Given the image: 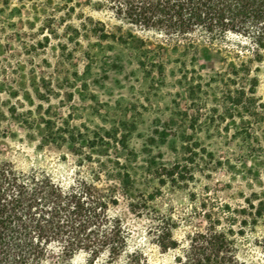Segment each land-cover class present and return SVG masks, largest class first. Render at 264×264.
Listing matches in <instances>:
<instances>
[{"label": "rangeland", "instance_id": "1", "mask_svg": "<svg viewBox=\"0 0 264 264\" xmlns=\"http://www.w3.org/2000/svg\"><path fill=\"white\" fill-rule=\"evenodd\" d=\"M138 1L0 0V161L104 201L89 230H118L122 249L68 264H183L209 215L240 261L264 264V59L255 107H218L222 63L183 46L205 35ZM53 247L42 264H62Z\"/></svg>", "mask_w": 264, "mask_h": 264}, {"label": "trees", "instance_id": "2", "mask_svg": "<svg viewBox=\"0 0 264 264\" xmlns=\"http://www.w3.org/2000/svg\"><path fill=\"white\" fill-rule=\"evenodd\" d=\"M138 3L140 11L153 12L172 33L188 35L200 31L205 35L201 40L186 37L183 46L193 50L195 57L222 63V69L211 75V80L222 84L218 107L222 102L225 108L229 104V108L236 110L255 107L258 77L253 74L252 65L264 59V0ZM144 64L142 61L141 65ZM175 173L174 168L170 170L171 175ZM120 177L129 183V172ZM92 203L104 206L102 199L91 201L86 185L65 189L48 177L20 173L11 163L0 161V264H42L55 255L56 241L62 246V264H68L78 249L88 250L94 257L107 245L113 253L120 251L125 236L118 230L103 238L97 236L98 232L92 236L89 228L104 219ZM261 213V209L256 211ZM206 217L208 227L191 237L183 264H246L236 254L230 237L232 228L221 230L219 220H213L211 215ZM161 245L169 247L165 242ZM171 245L176 247V240Z\"/></svg>", "mask_w": 264, "mask_h": 264}]
</instances>
